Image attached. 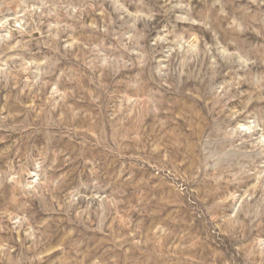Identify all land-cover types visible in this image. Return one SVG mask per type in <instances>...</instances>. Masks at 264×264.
I'll return each mask as SVG.
<instances>
[{
    "label": "rangeland",
    "instance_id": "374dc122",
    "mask_svg": "<svg viewBox=\"0 0 264 264\" xmlns=\"http://www.w3.org/2000/svg\"><path fill=\"white\" fill-rule=\"evenodd\" d=\"M0 264H264V0H0Z\"/></svg>",
    "mask_w": 264,
    "mask_h": 264
}]
</instances>
